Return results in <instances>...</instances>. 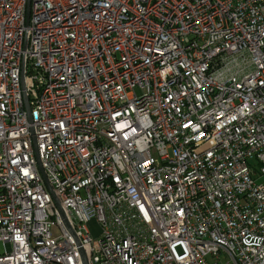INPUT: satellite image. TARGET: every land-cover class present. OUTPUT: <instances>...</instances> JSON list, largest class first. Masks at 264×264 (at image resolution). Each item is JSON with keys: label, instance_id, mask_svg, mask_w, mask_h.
Segmentation results:
<instances>
[{"label": "built area", "instance_id": "obj_1", "mask_svg": "<svg viewBox=\"0 0 264 264\" xmlns=\"http://www.w3.org/2000/svg\"><path fill=\"white\" fill-rule=\"evenodd\" d=\"M0 244L264 264V0H0Z\"/></svg>", "mask_w": 264, "mask_h": 264}, {"label": "water", "instance_id": "obj_2", "mask_svg": "<svg viewBox=\"0 0 264 264\" xmlns=\"http://www.w3.org/2000/svg\"><path fill=\"white\" fill-rule=\"evenodd\" d=\"M24 106L26 111L28 112V106H27V102H26V97L24 96ZM37 163L39 164V161L37 160ZM50 190V188H49ZM56 203V202H55ZM56 206L58 207V204L56 203ZM60 215L64 221V224L66 225V227L68 228L69 232L72 234L71 229L68 227V224L66 222V220L64 219V216L61 212V210L59 209ZM79 255H80V260H81V264H88V259H87V255L86 252L83 249H79Z\"/></svg>", "mask_w": 264, "mask_h": 264}, {"label": "rangeland", "instance_id": "obj_3", "mask_svg": "<svg viewBox=\"0 0 264 264\" xmlns=\"http://www.w3.org/2000/svg\"><path fill=\"white\" fill-rule=\"evenodd\" d=\"M254 169L258 170L259 167L258 166H255ZM54 233L55 232H53V234ZM93 237H97V230L96 229H94V231H93ZM2 252H3V246L0 244V253H2Z\"/></svg>", "mask_w": 264, "mask_h": 264}]
</instances>
